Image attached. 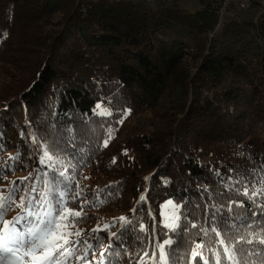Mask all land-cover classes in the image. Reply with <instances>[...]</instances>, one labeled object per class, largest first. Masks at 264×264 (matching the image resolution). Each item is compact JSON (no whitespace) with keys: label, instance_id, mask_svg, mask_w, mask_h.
I'll return each instance as SVG.
<instances>
[{"label":"trees","instance_id":"1","mask_svg":"<svg viewBox=\"0 0 264 264\" xmlns=\"http://www.w3.org/2000/svg\"><path fill=\"white\" fill-rule=\"evenodd\" d=\"M170 1L0 0V166L20 153L0 184L19 183L41 167L33 133L49 143L55 138L88 200L113 193L86 206L87 219L77 226L87 233L109 225L99 233L97 255L108 233L121 231L113 218L132 221L124 246L110 252L114 264H137L151 252L152 238L138 226L161 224L168 199L188 201L181 264L194 241L209 240L200 232L208 227L205 206L264 221L251 216L260 209L241 194L260 187L264 176V10L244 21L233 3L221 16L223 0H199L193 13ZM97 104L113 115H97ZM241 176L244 183H235ZM231 201L244 207L229 213ZM255 202L264 204V193ZM164 231L158 228L157 241Z\"/></svg>","mask_w":264,"mask_h":264},{"label":"snow or ice","instance_id":"2","mask_svg":"<svg viewBox=\"0 0 264 264\" xmlns=\"http://www.w3.org/2000/svg\"><path fill=\"white\" fill-rule=\"evenodd\" d=\"M101 109L102 111L96 112L97 115H113V112L109 108H104L102 104H97L94 111ZM128 111L130 110H123L122 115L126 116ZM117 122L122 123V120ZM112 132L113 129L109 128L108 138L103 141L105 147L112 138ZM32 136L33 144L39 145L41 167L34 169L27 177L20 178L19 183L8 181L0 184V264H69L73 259L83 264H114L110 252L114 247L124 246L123 233L127 231L132 221L125 216L113 218V221L120 222L121 231L108 233L109 243L104 246V251L97 255L95 249L102 246L99 233L106 232L109 225L101 227L97 224L87 233L77 226L87 219L86 206L96 203L102 205L113 193L108 192L105 199H101V193L97 192L94 200H88L75 179L76 165L71 162L66 164L60 158L59 145L55 138L49 143L48 137L40 138L35 133ZM41 139L45 141L43 144H40ZM4 149L5 145L0 142V151ZM19 159V152L8 157L5 164L0 166V179L6 178L8 172L16 170L15 162ZM260 170L264 172V163L261 164ZM245 180L246 177L241 176L235 183H244ZM164 183L167 185L170 181L164 179ZM260 183V187L251 191L245 186L241 193L252 201L255 208L260 209L259 213L251 211L252 217L264 215V204L255 202V197L264 193V176ZM106 187L111 188L113 185L109 184ZM147 191L145 189L140 195V203L147 200ZM203 191L208 192V189L204 188ZM187 205L188 201L180 203L168 199L161 208L171 206L173 212L168 215L162 211L161 224L158 225L155 221L151 226L139 223V232L144 233L145 240L150 236L153 243L149 245L151 252L144 251L143 255L138 257L137 264H149V261L151 264H181L178 253L183 251V245L186 243L183 233L188 232V226L184 223L188 221V215L182 210ZM233 205L243 208L244 202L231 201L228 206L229 213L232 212ZM13 208L20 211L8 218L7 213ZM210 209L211 206H205L204 220L208 227H200V232L209 237V240L205 242L201 238L193 242L195 248L188 251L187 264H249L253 257L259 264H264V221L250 220L248 215L225 217L220 213V207L214 212ZM132 211L135 212L136 209ZM149 215L151 216V213ZM235 220L240 221L244 231L237 228L233 222ZM194 221L195 218L190 222L192 228L197 227ZM158 228L166 231L157 241ZM73 236L75 239H72ZM92 240L96 243H91ZM215 244H219V250L213 247ZM207 252H211V255H207Z\"/></svg>","mask_w":264,"mask_h":264},{"label":"rangeland","instance_id":"3","mask_svg":"<svg viewBox=\"0 0 264 264\" xmlns=\"http://www.w3.org/2000/svg\"><path fill=\"white\" fill-rule=\"evenodd\" d=\"M176 1V4L188 11V12H195L199 9V0H175ZM234 1V0H231V2ZM172 2V0L170 1ZM156 3V2H155ZM155 3H150V5H154ZM230 4V3H228ZM258 7V6H257ZM261 7V6H260ZM238 11H241L240 8H236ZM263 8L261 9H258L256 10L255 8H249V9H245L244 11H242L240 14H239V19L240 20H244V21H249V20H256L257 18H259L261 16V13L263 12ZM223 16V15H222ZM128 115V114H127ZM126 115V116H127ZM125 116L122 118L124 119ZM162 211L165 213V214H168L170 215L172 212H173V209L171 206H166L165 208L162 209ZM7 217L8 218H11L13 217L12 213L8 212L7 213ZM163 218V217H162Z\"/></svg>","mask_w":264,"mask_h":264},{"label":"built area","instance_id":"4","mask_svg":"<svg viewBox=\"0 0 264 264\" xmlns=\"http://www.w3.org/2000/svg\"><path fill=\"white\" fill-rule=\"evenodd\" d=\"M136 1H138V0H136ZM139 1H143L147 4H150V3H155V2H158L161 0H139ZM228 3H233L236 8L238 7L241 10H245V9H249V8H255L256 10H258L260 8L264 9V0H234L232 2H231V0H223V8L221 11V16L223 15L225 7L228 5Z\"/></svg>","mask_w":264,"mask_h":264}]
</instances>
